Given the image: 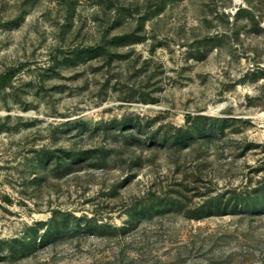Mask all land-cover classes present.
I'll return each mask as SVG.
<instances>
[{
    "label": "rangeland",
    "instance_id": "1",
    "mask_svg": "<svg viewBox=\"0 0 264 264\" xmlns=\"http://www.w3.org/2000/svg\"><path fill=\"white\" fill-rule=\"evenodd\" d=\"M200 116L180 153L49 161ZM0 264H264V0H0Z\"/></svg>",
    "mask_w": 264,
    "mask_h": 264
},
{
    "label": "trees",
    "instance_id": "2",
    "mask_svg": "<svg viewBox=\"0 0 264 264\" xmlns=\"http://www.w3.org/2000/svg\"><path fill=\"white\" fill-rule=\"evenodd\" d=\"M128 38H121L120 41H126ZM97 51V48H89L88 51H81L78 52L76 59H80L81 61L86 60L87 58H90L94 55V53ZM191 122L186 127L181 128H175L173 135H165L163 138H158L159 135L154 133L150 136L144 134L139 135L137 132L131 130L128 128L126 124H121L119 129H116L115 127L109 128L105 127V131L103 132V139H107L110 137H115L116 141L121 140V138L125 139V145L122 147H114L109 148L108 145L104 144L102 146H96L94 148L85 150V152L81 153H73L66 150H62L61 152H58L57 150L52 151L49 153V161L50 164L55 165V173L57 175H63V174H69L76 166H80L83 164L94 166L97 168L104 169L107 166L108 158H111L112 156H115V159L113 160L115 163L118 162V159L126 156V153L129 154V157L122 162L123 166L131 167L132 165V158L131 155H136L135 150L132 151V149H135L137 146L141 147H149L153 150H159V147L161 148H167L171 151H174L173 154L180 153L186 149L185 147L192 145H196L200 142V140L203 138L205 139L209 134L208 130L209 128L206 127V124L202 125L201 122H209L213 120L209 117H190ZM217 122H221L220 120L215 119ZM211 132V131H210ZM161 143V144H160ZM167 146V147H166ZM63 153V155H61ZM79 154H82L84 157L81 158H75L79 157ZM134 159V156H133ZM140 159V158H139ZM93 161V162H91ZM95 161V162H94ZM79 169H81L79 167ZM79 171V170H78ZM122 184V185H121ZM121 188L125 187V183H121ZM125 184V185H124ZM119 185V186H120ZM118 187V186H117ZM156 197L157 200L155 203L160 202V200H165L166 197H171V193L164 192L159 195L149 193L147 195V199ZM146 199V200H147ZM62 216H64V213H61ZM140 214V213H139ZM137 214L136 216H139ZM141 215V214H140ZM56 216V215H55ZM69 217H66L64 219V222H61L54 218L51 222V224L48 227V234H61L65 235L70 227L69 222L71 220L81 222L82 219H78L77 217L68 215ZM70 220H69V219ZM88 224V222L86 221ZM43 226V225H42ZM117 229V228H116Z\"/></svg>",
    "mask_w": 264,
    "mask_h": 264
}]
</instances>
